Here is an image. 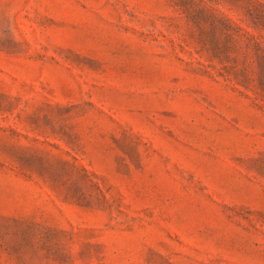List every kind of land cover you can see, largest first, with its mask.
<instances>
[{
  "label": "rangeland",
  "instance_id": "rangeland-1",
  "mask_svg": "<svg viewBox=\"0 0 264 264\" xmlns=\"http://www.w3.org/2000/svg\"><path fill=\"white\" fill-rule=\"evenodd\" d=\"M0 264H264V0H0Z\"/></svg>",
  "mask_w": 264,
  "mask_h": 264
}]
</instances>
